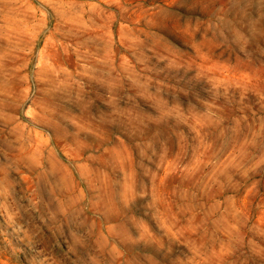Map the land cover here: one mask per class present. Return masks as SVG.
I'll use <instances>...</instances> for the list:
<instances>
[{
  "label": "rangeland",
  "instance_id": "rangeland-1",
  "mask_svg": "<svg viewBox=\"0 0 264 264\" xmlns=\"http://www.w3.org/2000/svg\"><path fill=\"white\" fill-rule=\"evenodd\" d=\"M0 264H264V0H0Z\"/></svg>",
  "mask_w": 264,
  "mask_h": 264
}]
</instances>
